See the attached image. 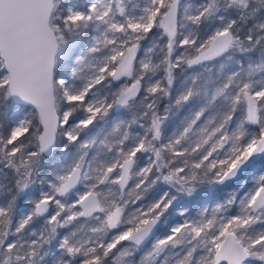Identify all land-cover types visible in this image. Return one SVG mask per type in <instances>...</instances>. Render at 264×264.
Listing matches in <instances>:
<instances>
[{
  "label": "snow or ice",
  "instance_id": "snow-or-ice-1",
  "mask_svg": "<svg viewBox=\"0 0 264 264\" xmlns=\"http://www.w3.org/2000/svg\"><path fill=\"white\" fill-rule=\"evenodd\" d=\"M0 264H264V0H0Z\"/></svg>",
  "mask_w": 264,
  "mask_h": 264
}]
</instances>
